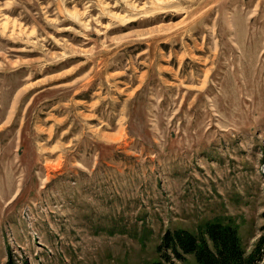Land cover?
I'll return each instance as SVG.
<instances>
[{
	"label": "rangeland",
	"instance_id": "obj_1",
	"mask_svg": "<svg viewBox=\"0 0 264 264\" xmlns=\"http://www.w3.org/2000/svg\"><path fill=\"white\" fill-rule=\"evenodd\" d=\"M167 3L0 0V264H150L215 218L264 264V0Z\"/></svg>",
	"mask_w": 264,
	"mask_h": 264
},
{
	"label": "trees",
	"instance_id": "obj_2",
	"mask_svg": "<svg viewBox=\"0 0 264 264\" xmlns=\"http://www.w3.org/2000/svg\"><path fill=\"white\" fill-rule=\"evenodd\" d=\"M262 243L246 254L236 226L215 218L200 225L195 232L165 231L157 247L159 260L150 264H257Z\"/></svg>",
	"mask_w": 264,
	"mask_h": 264
},
{
	"label": "bare ground",
	"instance_id": "obj_3",
	"mask_svg": "<svg viewBox=\"0 0 264 264\" xmlns=\"http://www.w3.org/2000/svg\"><path fill=\"white\" fill-rule=\"evenodd\" d=\"M168 1L170 2L172 0H153V3H155L154 4L155 6L156 5L159 6L160 4L167 3ZM123 2H124V4H123ZM139 3H140V0H123V1L122 0H116V1L113 2V4H110L108 2V0H93V4H96L97 6H99L101 12H103V10L105 11L106 9H108L106 14H102L100 17H96L95 20L97 21L98 24L102 25L101 24L102 23V20L105 19L106 16H107V14H108L111 17L110 18L111 20H116V21H120V22L126 20L125 24L126 25H130L131 23H134V20L124 19V17H122L116 11H118V10H121V12L122 11H127V12H130V14H131V12L132 13H137V12L139 13V12H142V11L146 10L145 5H140ZM167 5H168V3H167ZM90 12L91 11H89V13H87L85 11L83 13H80V12L76 11L74 13L73 12L72 13L70 12L69 15H71L74 19H76L77 21H79L80 24L85 25V26H89V23L90 22L87 21V23H84L82 19L84 18V16L86 17V15H89ZM50 22L52 24H54V25L59 26V22H57L56 20H51ZM7 27H8V25H7ZM3 29H4V27H3Z\"/></svg>",
	"mask_w": 264,
	"mask_h": 264
}]
</instances>
